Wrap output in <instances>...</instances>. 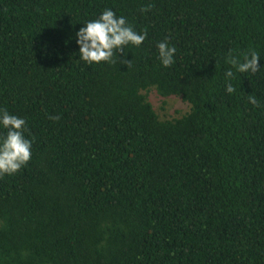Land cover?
<instances>
[{
  "label": "trees",
  "instance_id": "trees-1",
  "mask_svg": "<svg viewBox=\"0 0 264 264\" xmlns=\"http://www.w3.org/2000/svg\"><path fill=\"white\" fill-rule=\"evenodd\" d=\"M105 9L147 30L131 67L79 58ZM150 91L188 112L162 120ZM4 109L33 143L0 178V264H264V0H0Z\"/></svg>",
  "mask_w": 264,
  "mask_h": 264
},
{
  "label": "clouds",
  "instance_id": "clouds-1",
  "mask_svg": "<svg viewBox=\"0 0 264 264\" xmlns=\"http://www.w3.org/2000/svg\"><path fill=\"white\" fill-rule=\"evenodd\" d=\"M151 8H142L147 12ZM147 39V30L142 34L134 31L123 16L117 17L111 9H105L95 20L88 21L76 33V42L79 45V58L87 65L100 64L102 62L114 64L117 61L114 56L119 54V62L131 67V60L127 59L124 49L128 45L140 47ZM158 58L161 64L167 68L175 63L174 55L176 48L169 47L167 38L157 43ZM122 54V55H121ZM260 56L255 50L243 53V60L233 56L229 51L226 63L230 64L237 72L252 74L260 70ZM226 80L234 78L232 69L225 72ZM226 91L232 94L236 91L229 82ZM249 102L260 107L255 96L248 97ZM49 119L59 120V116H50ZM0 126L6 129V135L0 140V178L5 175L11 176L25 167L32 158V140L25 137L27 131L26 120L10 114L6 109L0 110Z\"/></svg>",
  "mask_w": 264,
  "mask_h": 264
},
{
  "label": "rangeland",
  "instance_id": "rangeland-1",
  "mask_svg": "<svg viewBox=\"0 0 264 264\" xmlns=\"http://www.w3.org/2000/svg\"><path fill=\"white\" fill-rule=\"evenodd\" d=\"M148 98L162 120L178 118L189 110V107L180 99H163L155 91H150Z\"/></svg>",
  "mask_w": 264,
  "mask_h": 264
}]
</instances>
